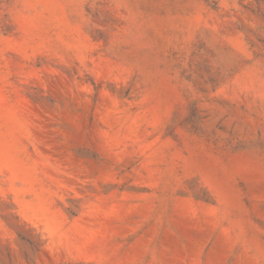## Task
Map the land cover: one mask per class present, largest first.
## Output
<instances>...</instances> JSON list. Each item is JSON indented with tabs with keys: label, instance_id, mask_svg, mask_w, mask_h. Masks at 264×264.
<instances>
[{
	"label": "rangeland",
	"instance_id": "obj_1",
	"mask_svg": "<svg viewBox=\"0 0 264 264\" xmlns=\"http://www.w3.org/2000/svg\"><path fill=\"white\" fill-rule=\"evenodd\" d=\"M0 264H264V0H0Z\"/></svg>",
	"mask_w": 264,
	"mask_h": 264
}]
</instances>
